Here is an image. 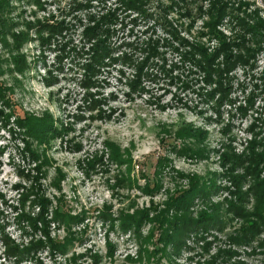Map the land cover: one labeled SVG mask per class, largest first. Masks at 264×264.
I'll return each mask as SVG.
<instances>
[{"label": "rangeland", "instance_id": "1", "mask_svg": "<svg viewBox=\"0 0 264 264\" xmlns=\"http://www.w3.org/2000/svg\"><path fill=\"white\" fill-rule=\"evenodd\" d=\"M152 1L165 11L159 16L153 7L149 12L154 17L147 22L117 0L95 2L79 11L75 5L84 0H41L42 7L32 0H11L7 18L15 20L13 34H29L19 53L28 68L22 72L14 65L18 53H12V37L3 36L6 31L0 28V84L9 90L17 115L52 117L62 135L49 144L31 141L16 126L15 116L6 122L13 109H5L0 99V264H264V227L259 225V235L248 239L242 232L247 221L256 222V215L264 213L258 200L259 192L264 195V44L246 41V47L256 48L251 59L224 75L226 97L218 91L212 98L218 87L204 83L202 71L183 64L189 49L180 41L202 44L210 53L218 48L220 42L205 35L213 2L186 0L194 15L202 9L193 21L171 9V0ZM222 3L227 13L217 30L229 42L243 33L241 20L264 21V0ZM116 9L120 23L111 39L115 61L92 78L86 64L94 41L84 31ZM160 17L164 28L156 23ZM54 20L69 27L61 42L36 33L38 21ZM170 27L178 30L179 39ZM153 42L159 53L148 57L141 48ZM124 56L132 58L134 67L123 64ZM144 58H149L146 65ZM188 70L197 73L192 77ZM29 148L41 161L28 155ZM259 155L262 161H253ZM192 179L215 185L207 199L191 200L192 218L219 207L229 213L234 206L236 213L244 214L232 212L222 231L190 235L184 246L161 244L159 250L156 240L151 241L152 225L121 228L125 214L165 210L174 196L190 190ZM153 182L159 191L148 195L145 190ZM34 187L41 188L39 194L29 193ZM36 196L50 203L52 240L68 237L66 227L54 223L60 203L83 220L72 229L77 240L67 255L49 246L35 259L13 255L16 246L26 249L32 242H47L45 234L24 219L38 213Z\"/></svg>", "mask_w": 264, "mask_h": 264}, {"label": "trees", "instance_id": "2", "mask_svg": "<svg viewBox=\"0 0 264 264\" xmlns=\"http://www.w3.org/2000/svg\"><path fill=\"white\" fill-rule=\"evenodd\" d=\"M106 0H84V3L75 5L74 11H79L78 8H90L92 3H103ZM204 1V0H203ZM11 0H0V28H4L3 30L6 33H2L5 37H12L13 45H12V53H18L16 56H13V61L15 66H19L24 72L27 69V63L25 56L20 55L23 45L29 41V34L22 32L19 34H13V28L16 25L15 20L7 18V16L11 13ZM33 3L38 7H42L41 0H32ZM120 6H122L125 10H129L130 12H135L139 14L142 19L149 22L153 18V13L149 12L150 9L157 8L160 12H164L165 8L162 4H158V7L153 5L152 0H117ZM212 8L208 11L209 21L206 23L207 28L209 29V34H205L206 36H213L215 39L220 42L218 48L210 53V51L205 48L202 44L190 42L189 40L182 39L180 41L181 46L189 49L188 52L184 53L183 64L187 63L188 67H194L203 72L204 77L203 81L207 85L218 87L217 90H213L210 94L212 98L218 92L223 95V99L226 97V89L223 83L224 75L229 73V71L238 64L248 63L251 59L256 48L246 47L245 43H253L254 45L262 46L264 44V21L258 20L253 24L245 20H241V29L243 33H240L236 36L237 40L233 42L227 41L228 39L222 35L217 28L221 25V21L225 14L227 13V4L222 3V0L212 1ZM170 8L179 10L182 17H187L188 19H196L197 14H202V9L199 11L201 13L193 14V9L191 6L187 5L186 0H171ZM118 9L114 12H109L106 15H103L99 20L95 19L94 26H88L84 33L85 37L89 41H94L90 52H92L91 62L86 64L88 68V72L91 74V77L94 78L97 73L101 70L112 67V62L115 61V58L112 56V38L116 33L115 27L120 20L117 15ZM195 11V8H194ZM5 15V16H4ZM135 20H133L134 22ZM160 22V23H159ZM158 25L164 28V25L161 22V17L157 19ZM31 26V22L29 23ZM123 27V24H121ZM38 27L37 34L42 37V35L47 34L50 39L54 38L59 39L60 42L65 40V35L69 32V27L65 21H46V22H37ZM170 26V25H169ZM189 26V25H188ZM192 26V24L189 26ZM34 27V26H33ZM172 30L171 33L175 34L176 37L179 35L178 30H174L173 27H170ZM10 33V34H9ZM246 35L249 36V40L246 38ZM205 36V37H206ZM177 39H179L177 37ZM42 41H48L46 38H42ZM58 42V41H57ZM158 44L153 42L148 43L146 46V50L141 48L142 53H147L148 57H155L158 55ZM234 49H239L240 53L236 54ZM245 51L243 53L242 51ZM65 54L70 57L71 53L66 52ZM75 51V50H74ZM145 51V52H144ZM121 59V58H120ZM123 64L126 66L134 67L135 62H133L132 58L124 56ZM144 64L149 60V58H144ZM222 60L223 62H220ZM143 65V64H142ZM142 65L137 64L138 69L142 68ZM142 73V71H141ZM197 72H193L188 70V75L192 76L196 75ZM9 90L4 89L2 84H0V99L4 105L5 109H13V112L7 116L6 122L9 123V118L12 116L16 117L15 124L18 129L23 130L22 134L26 137L30 138L31 141H40L42 144H49L53 139L57 140L62 134V129L59 130V127L55 126V121L52 117H44V118H36L30 116L23 112V114L17 115L14 110V105L12 104V100L8 96ZM3 115V112L0 113ZM190 133V130H189ZM195 137V136H191ZM29 143V142H28ZM31 158L39 162L41 161L40 154L31 151L29 148ZM42 157V156H41ZM263 155H259L257 159L253 161H257L258 163L262 161ZM239 159L235 158L234 162H238ZM47 161L44 163V165ZM38 166L36 169L38 171L43 168ZM157 166V165H156ZM41 171V170H40ZM155 174V173H154ZM191 188L187 193H180L174 196L170 202L166 205L167 211L163 210L158 212V210L152 208L151 209H143L137 210L133 214H125V218H122V227L126 230H140L144 224L152 225L151 229V241L156 240L155 246L156 250H159V246L174 244L180 247L182 244L184 246V240L190 235L206 234L211 230H219L222 231L228 222H230L231 218L229 215L235 213L236 215L241 216L240 214H244L241 212L236 213L237 207H232L230 212H225L222 208H210L206 212L199 214L197 219H194L188 213L189 207L191 205V200L196 197H200L202 199L208 198L210 193L213 191L215 185L207 186L202 181L198 179H192ZM36 193L34 194L33 191ZM29 192L32 195L39 194L41 188H32ZM159 191V185L157 186L155 182L149 184L146 188L145 192L148 195H154ZM263 194V193H262ZM38 200L35 201L36 207H38V213L36 216H26L24 215V219L31 223L32 228L35 232L42 231L47 238V242L43 241H35L32 242L29 247L26 249H21L19 246H16L14 250L15 257H18L20 260H28L35 259V256L38 254V251L45 249L46 247H50L54 253H58L61 255H67L68 252L72 250V246L74 242L77 240L76 235L72 233V229L80 225L83 220H81L80 216H72L66 209L65 203H60L56 209L54 210V220L58 223L59 226L66 227L68 230V237L64 242H60L57 240H52L49 236L48 229L50 228V220H48L47 215L49 214V206L50 203L42 197H38ZM259 203L264 204V195L262 196L260 192L258 193ZM34 205V206H35ZM155 210V211H154ZM173 211V216H169L170 211ZM153 214V216H152ZM246 218V216H244ZM256 222L253 221L246 225L249 221L246 222V226L242 232L246 235L245 239H248L250 236L255 237L260 231L258 226L261 225L264 227V213L261 215H256ZM259 235V234H258ZM158 236V237H157ZM154 244V243H153ZM207 247H205L206 250ZM75 259V258H74ZM96 260V257H95ZM208 264H214L210 262Z\"/></svg>", "mask_w": 264, "mask_h": 264}]
</instances>
